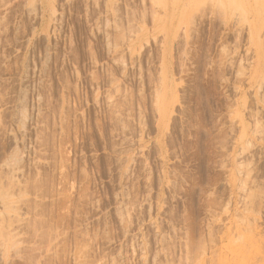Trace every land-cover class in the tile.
Segmentation results:
<instances>
[{"label":"rangeland","instance_id":"1","mask_svg":"<svg viewBox=\"0 0 264 264\" xmlns=\"http://www.w3.org/2000/svg\"><path fill=\"white\" fill-rule=\"evenodd\" d=\"M0 264H264V0H0Z\"/></svg>","mask_w":264,"mask_h":264},{"label":"bare ground","instance_id":"2","mask_svg":"<svg viewBox=\"0 0 264 264\" xmlns=\"http://www.w3.org/2000/svg\"><path fill=\"white\" fill-rule=\"evenodd\" d=\"M166 81V80H165ZM166 84V83H165ZM162 94V93H161ZM160 93H158V103L160 104V102H162L161 101V99H162V97H164V96H162ZM166 108H167V105L166 104H160V108H159V110H160V114L162 115V117H165V113H164V111H166Z\"/></svg>","mask_w":264,"mask_h":264}]
</instances>
